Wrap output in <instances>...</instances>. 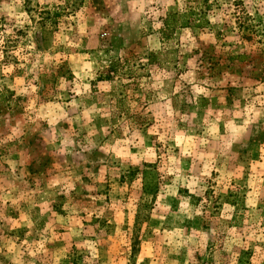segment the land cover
<instances>
[{"label": "rangeland", "instance_id": "obj_1", "mask_svg": "<svg viewBox=\"0 0 264 264\" xmlns=\"http://www.w3.org/2000/svg\"><path fill=\"white\" fill-rule=\"evenodd\" d=\"M263 144L264 0H0V264H264Z\"/></svg>", "mask_w": 264, "mask_h": 264}, {"label": "crops", "instance_id": "obj_2", "mask_svg": "<svg viewBox=\"0 0 264 264\" xmlns=\"http://www.w3.org/2000/svg\"><path fill=\"white\" fill-rule=\"evenodd\" d=\"M212 144H213L212 145V148L209 149V147H208L207 149H203L202 151L200 150V153H202V154H200L201 156L199 155V158H198V167H201L202 170H204V168L210 167V165L213 162H215V165H218L221 162V158H222L221 156H218V158H214V160H213V156H209L208 153L211 152L212 150H214V148H213L214 144L216 145L215 146L216 151L218 153H221V151L223 150V146H224L223 141L216 140ZM263 148H264V144H263ZM261 151H262V156H260V160H262V157L264 155V149H261ZM247 156H248V154H247ZM263 162H264V160H263ZM194 175H195V178L196 179H199L200 180V179H202V177H200V176H203L204 177L206 175V173L200 171L198 173H195ZM257 175L258 176H254L253 177L252 175L247 174L245 176H242L241 179L246 178V181L247 182H250L252 180H257L258 185H259V187H258V193L261 194V192L264 193L263 187L261 188V186H260L262 182H263V185H264V172H261L260 171ZM216 176H218L217 179L223 178L220 173L218 175H216ZM177 185H178L177 186L178 189L177 188H174V185L171 188L172 191H173L172 193L176 194L180 200L187 201V198H190V196L187 195V189H189L188 186H187V177H185L184 179L182 177L179 178V181H178ZM249 185L250 184H248V188H246V189L243 188V187H245V185H243L242 188L239 187V188L235 189V192L238 193V194L246 195L247 197L250 196V195H252V194H255L254 191L253 192H249V189H250L249 188ZM189 193H191V192H189ZM243 202H244V200H243ZM243 202H238V201H233L232 203H228L227 202L223 206H228V209L234 210L235 208L239 207V205L241 203H243ZM246 203H249V209H250V205H251L250 204V201L249 200H246ZM187 204L190 205V202L187 203ZM187 204H186V206H187ZM243 207H244V209L246 208V206H243Z\"/></svg>", "mask_w": 264, "mask_h": 264}]
</instances>
